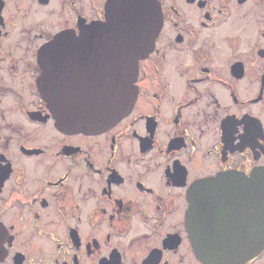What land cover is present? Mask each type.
<instances>
[{
    "label": "flooded vegetation",
    "instance_id": "flooded-vegetation-1",
    "mask_svg": "<svg viewBox=\"0 0 264 264\" xmlns=\"http://www.w3.org/2000/svg\"><path fill=\"white\" fill-rule=\"evenodd\" d=\"M154 1L132 105L83 123L58 103L115 90L128 0H0V264H215L257 235L264 0Z\"/></svg>",
    "mask_w": 264,
    "mask_h": 264
},
{
    "label": "water",
    "instance_id": "water-1",
    "mask_svg": "<svg viewBox=\"0 0 264 264\" xmlns=\"http://www.w3.org/2000/svg\"><path fill=\"white\" fill-rule=\"evenodd\" d=\"M107 18V26L103 28L104 32L111 30L117 32V43L112 46L114 57L117 55L116 58L113 57V67L116 66L118 69L111 84L115 90L104 93H110V97L107 100H102L101 105L94 104L93 106V103L89 102L75 104L72 99L70 101L66 97L58 103L64 112L76 114L78 120L81 118L83 123L88 122L87 119L90 121L99 115H101L102 121L108 123L110 120L114 121L117 118L115 116L122 109H124L123 113L129 109L134 101L132 88L138 72L139 61L145 58L154 47L161 22L159 7L154 0H128L125 8L116 13L117 25L114 16L112 28H110L109 12ZM209 181L211 180H202L201 185H206ZM245 181L261 190L258 233L255 236L246 233L236 246H234L235 243H224L221 245V251H212L208 248L210 247L208 244H204V257L215 264H239L255 256L264 248V169L257 170ZM204 207L205 204L201 202L197 206L199 210ZM237 249L240 251H235Z\"/></svg>",
    "mask_w": 264,
    "mask_h": 264
}]
</instances>
